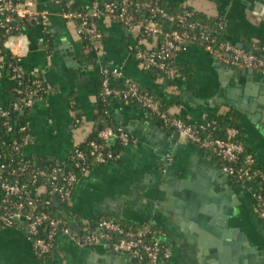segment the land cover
Segmentation results:
<instances>
[{
    "label": "crops",
    "instance_id": "0c3cea01",
    "mask_svg": "<svg viewBox=\"0 0 264 264\" xmlns=\"http://www.w3.org/2000/svg\"><path fill=\"white\" fill-rule=\"evenodd\" d=\"M14 1L50 13L45 24L35 21L4 42L5 48L19 56L21 71L39 76L47 87L45 96L28 109L32 140L23 149V155L64 162L76 145L105 126L121 127L136 139V143L120 149L115 162L95 164L80 175L68 201L76 217L71 223L82 227L84 221L110 217L131 227H155L164 232L163 242L172 251L163 264H224L233 248L225 250L223 244L219 247L215 242L201 239L198 231L176 210V196L168 193L176 190V180L185 179L194 187L199 186V192L203 190L201 195L207 201L200 203L211 206L212 214L227 208L233 211L236 224L228 228H236L235 238L239 234L245 237L248 244L242 245L246 260L252 256L264 260V226L254 210L250 184L235 186L210 153L186 142L136 104L111 97L103 104L99 116L102 109L98 102L100 68L115 67L141 90L165 106L176 107L193 122L232 110L241 141L255 154L264 172V109L257 112L254 102L256 95L264 97V83H252L256 86L255 96L248 100L249 104H244L251 110H237L223 102L226 89L236 83L227 69L229 65L213 58L198 44H188L177 55L175 64L182 77L171 81L140 68L129 49L139 34L108 17H101L97 23L103 35L101 49L98 53L89 51L73 24L62 18L61 10L88 9L90 0ZM164 2L223 18V38L227 42L261 52L264 57V0ZM45 28L50 45L45 41ZM8 89L9 79L0 71V108L11 102ZM114 142L110 140L106 145L112 146ZM121 255L107 243L78 246L68 236L58 234L50 257L42 261L26 239L21 224L15 228L0 227V264H138L131 256Z\"/></svg>",
    "mask_w": 264,
    "mask_h": 264
},
{
    "label": "built area",
    "instance_id": "2783aa9c",
    "mask_svg": "<svg viewBox=\"0 0 264 264\" xmlns=\"http://www.w3.org/2000/svg\"><path fill=\"white\" fill-rule=\"evenodd\" d=\"M85 10L87 11L67 8L61 10V16L73 24L75 32L83 37L89 51L98 53L101 49L103 35L97 23L101 17H108L139 34L137 42L130 45L129 49L140 68L153 71L171 81L182 77L175 58L190 43L202 46L209 55L226 65L264 70L261 52L238 48L221 38L225 24L219 16H215L219 20L217 25L209 27L190 20L195 12L192 8L182 5L178 12L171 14L161 7L158 0H90V7ZM49 14L48 11L34 10L31 4L0 0V30L7 34L11 31L12 24L18 21H42L45 24ZM163 23L169 24V27H165ZM195 28H198L197 32ZM12 38L14 37L6 41ZM10 53L17 58V69L21 71L19 56L11 51ZM3 64L0 57V71ZM100 72L103 95L137 104L157 117L164 126L173 129L186 142L210 153L227 176L237 182L250 184L253 187V207L264 226V196L261 193L264 173L261 169L253 170L257 164L255 154L247 152L244 143L237 138L238 129L220 127L215 120L191 121L180 114L176 107L165 106L158 98L141 90L119 68L101 67ZM118 79L124 80L123 87H110V83ZM15 91L20 93V90ZM34 102L33 93L28 92L20 104H14L13 109L30 107ZM76 122L80 120L77 119ZM0 125L7 132H12L15 128L13 114L5 107L0 108ZM20 131L25 132L22 139L14 140L9 145L12 155L7 158L0 153L1 228H15L21 224L26 239L38 257L52 253L58 234L68 236L78 246L107 243L114 251L131 256L138 264H163L171 257V248L163 242L164 232L161 229L149 226L133 228L114 218L100 217L94 220V224L84 221L82 227L79 226L85 232L82 235L76 233L70 223L53 214L51 199L42 196L46 193L53 195V200H58L60 206L62 202L68 203L78 177L72 170L64 171L60 165L43 169L36 164L34 158L25 157L23 149L31 142L32 136L28 124L22 126ZM98 137L103 143L114 139L122 147L136 143V139L121 127H105ZM89 146V156L98 163L108 162L112 157L117 158L118 154L113 156L110 151L104 153L100 143L90 141ZM86 155L76 145L69 156L75 159L74 166L79 168ZM44 181L49 182V186Z\"/></svg>",
    "mask_w": 264,
    "mask_h": 264
},
{
    "label": "trees",
    "instance_id": "16d2710c",
    "mask_svg": "<svg viewBox=\"0 0 264 264\" xmlns=\"http://www.w3.org/2000/svg\"><path fill=\"white\" fill-rule=\"evenodd\" d=\"M104 1H109V0H100V2ZM161 7H163L165 10H167L169 13L173 14L178 12L181 9V6H178L175 3L167 5L164 0H158ZM76 7V6H75ZM77 10H83L87 11L85 9H80L77 7ZM191 21L194 22H201L209 27H214L217 25V22L219 21L218 18L213 17V16H208L202 12L195 11L192 18L190 19ZM33 22H26V21H18L15 24H12V29L9 33H4L0 30V39L4 43L7 39L11 37H15L19 34V32L22 29L28 28L32 25ZM165 27H169V24L163 23ZM195 32H197L198 28L194 29ZM223 33V31H222ZM223 35H221V38ZM83 38V37H81ZM83 40V39H82ZM45 41L50 45L51 44V39L50 35L47 32L45 28ZM85 41V40H84ZM0 57H2L4 64L2 67V72L8 77L9 79V91L11 92V102L5 106V108L11 110V113L13 114L14 118V123H15V128L12 132H7L6 129L0 125V153L5 154V156L8 158L10 155H12L10 151V143H12L14 140L20 141L25 134V132L20 131V128L24 126L25 124H28V119H27V114H28V109L29 107H21L17 110L13 109L14 104H20L21 99H23L28 92H32L34 95V101H37L38 99H41L45 96V93L47 92V87L45 82L43 81L42 78L36 75H26L22 73L21 71H18L17 69V58L12 56L10 51L6 49L5 51H2L0 48ZM34 81L36 83H34ZM123 79H118V80H113L110 83V87H118L122 88L123 87ZM98 102L99 105L101 106V109L103 108V104L106 103L111 97L105 96L101 93V83H100V88H98ZM15 90H20V93H17ZM129 104H135L132 102H128ZM137 105V104H136ZM138 106V105H137ZM140 107V106H139ZM24 110V114L20 115V111ZM103 113V109L101 110V114ZM208 120H215L218 124V126L226 128V127H233L238 129V135L237 138L240 139V130H239V125L237 121V117L234 111L229 110L225 112L224 114H219V115H209L206 117ZM107 127V126H105ZM105 127L101 128L99 131L95 130L91 134L88 135L86 140L79 144V149L83 152H85L86 158L83 162H81V167L76 168L74 166L75 164V159L69 156L64 162H50L48 160H41V159H36V164L40 166L43 169H50L53 166L60 165L64 171H69L72 170L75 172L76 176L79 178L82 173L85 172V170L90 169L91 166L98 164L93 157L89 156V151H90V146L89 143L90 141H95L97 143H100L103 145L102 151L104 153H107L110 151L113 156L117 155L118 152L120 151L121 144L116 141L114 145L110 147H106V143H103V141L98 137V134L100 131H102ZM251 151L247 149V152ZM14 155V154H13ZM116 157H112L108 160V162H115ZM161 169V165L158 167ZM84 169V170H83ZM254 169H260L258 164H256L253 167ZM262 171V170H261ZM263 172V171H262ZM264 173V172H263ZM234 185L238 186L242 182H237L236 179L232 178ZM47 186H49V182L44 181ZM73 190V188H72ZM71 190V191H72ZM261 193L264 196V184H262V190ZM43 198H48L51 199V210L53 211V214L57 215L60 217L63 221L70 223L74 220H76L75 216L73 215V212L71 211L69 205L67 202H62L60 206V210L53 208V195H48L47 193L42 196ZM62 213H61V212ZM62 214L66 215V218L62 216ZM92 224H94V220L91 221ZM134 228V227H133ZM51 255L50 254H45L41 256V260L44 261L45 259L49 258Z\"/></svg>",
    "mask_w": 264,
    "mask_h": 264
},
{
    "label": "water",
    "instance_id": "95a60500",
    "mask_svg": "<svg viewBox=\"0 0 264 264\" xmlns=\"http://www.w3.org/2000/svg\"><path fill=\"white\" fill-rule=\"evenodd\" d=\"M0 48L2 51L6 50L1 39ZM227 69H230V75L236 83L232 84V88L226 89L223 98L225 100H223V102L237 110H251L250 107L248 108L246 105L244 106V104H249L250 102L248 100L255 96L256 86L253 87L252 83L259 81L264 83V70L236 68L233 66H227ZM220 91L223 92V90ZM256 99L257 100L254 101L256 104L255 109L259 110L257 112H262L264 109V97L262 98V96L259 97L256 95ZM259 105H263V108H260ZM19 113L23 115L24 110ZM176 135L178 134L176 133ZM175 182L174 187L176 190L168 193L176 196V210L178 209V212L191 223L193 229L198 231L200 238L215 242L219 247L223 244L226 246L225 250H228L229 247L233 248L231 253H228L225 257L224 264H264V260H258L256 256H252L246 260L247 258H245L243 253L244 248L242 245L243 243L244 245L248 244L245 237L239 234L235 238L234 233L236 228H228L229 226L233 227V224L235 225L237 220L230 208L224 209L221 213L212 214L214 211L211 206L200 203V200H207L201 195L203 190L199 192V186L194 187L190 181L185 179H179ZM223 200L225 203L228 202L226 197ZM53 206L55 209L60 210V203L58 200L53 201ZM62 216L66 218V215L62 214ZM71 228L78 234H84L79 225L75 222L71 223ZM229 240H236V242L232 243ZM121 256L125 258L127 254H122Z\"/></svg>",
    "mask_w": 264,
    "mask_h": 264
}]
</instances>
